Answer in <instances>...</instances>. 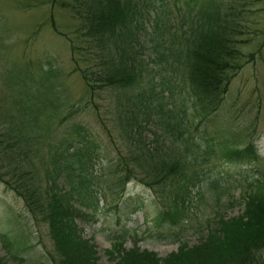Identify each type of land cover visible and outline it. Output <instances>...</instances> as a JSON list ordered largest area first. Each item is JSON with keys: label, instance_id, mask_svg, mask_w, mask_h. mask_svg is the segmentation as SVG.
I'll return each mask as SVG.
<instances>
[{"label": "rangeland", "instance_id": "obj_1", "mask_svg": "<svg viewBox=\"0 0 264 264\" xmlns=\"http://www.w3.org/2000/svg\"><path fill=\"white\" fill-rule=\"evenodd\" d=\"M142 1L140 22L126 46V56L143 74L139 84L90 93L67 39L80 24L68 9L69 0H0V141L7 146L16 134L13 126L21 119L31 121L33 131L26 132V139L38 152L25 164L36 168L42 193L53 186L64 194L72 189L67 174L57 183L49 178L56 174L52 156L55 151L68 156L74 150L65 152L62 142L80 127L88 132L93 152L89 170L76 165L73 171L92 191L88 200L94 204L84 207L76 192L68 204L79 212L76 223L84 245L94 249L90 264H118L123 258L121 264H126L129 255L146 252L163 264L182 244H201L222 219L244 215L249 186L264 174V0ZM208 13L213 24L219 14L234 48L254 60L242 59L244 67L222 106L206 119L194 108L184 62L201 29L208 28L203 27L205 18L210 22ZM83 53L81 49L76 58L85 68ZM92 56L97 65L103 60L101 54ZM177 58L180 63L172 69ZM18 80H28L27 89ZM251 145L257 160L250 155L244 161L231 158L233 151ZM140 154L151 165L185 163V174L197 171L200 180L186 191L180 188L184 179L178 183L174 176L151 186L150 167L135 159ZM9 162L0 150V166ZM255 190L264 195V185ZM177 194L186 200L185 217L177 226L160 224L156 217L173 205ZM58 250L48 224L0 181V260L60 264ZM80 250L66 251L76 263ZM259 257L264 264V249ZM128 261L153 264L132 256Z\"/></svg>", "mask_w": 264, "mask_h": 264}, {"label": "trees", "instance_id": "obj_2", "mask_svg": "<svg viewBox=\"0 0 264 264\" xmlns=\"http://www.w3.org/2000/svg\"><path fill=\"white\" fill-rule=\"evenodd\" d=\"M142 7V0H69L68 9L72 10L75 19L80 24L72 32V38H69V35L66 36L71 45L75 69L80 72L90 93L105 88L126 90L139 84L143 74L137 71L133 57L126 56V46L130 45L135 35L134 29L140 22ZM215 16L213 24L212 14L206 15L210 22H207L205 18L203 27L208 28L201 29L194 41L193 49L189 51L186 62H184L187 67L185 76L190 83L194 108L197 114L206 119L219 111L229 91L231 81L244 67L242 59L247 58L248 62L254 60L253 55L248 58L234 48L235 41L228 35V28L223 26L218 13ZM55 28L57 30V27ZM81 49L84 51L85 68L76 58ZM93 54H101L100 57L103 60L98 65L93 60ZM179 60L181 59L177 58L172 69L177 67ZM181 64L183 65V62ZM27 81H23L25 89L28 86ZM164 123L170 126L169 118H165ZM30 126L31 121L21 119L17 126H13L16 134L7 140L8 145L2 146L3 143L0 141V150L8 160L10 159L6 167L4 166L5 169L0 166V171L4 170L3 173L0 172V181L25 200L27 210L33 216L41 218L48 224L60 250L58 251L61 252L60 264H90L91 258H95L94 249H88L84 245L76 223L79 212L68 204L74 192L81 197L82 202L80 203L84 207L92 208L94 204L93 201L88 200V195L92 191L88 189L86 182L79 179L73 171L76 165L81 170H89L93 152L88 132L80 127L74 132L75 136L66 138L62 142L65 152L70 149L74 150L68 156H61L57 151L52 156L56 174L55 177L49 176V178L53 183H57L60 176L66 173V181L72 188L70 192L57 193L52 186L42 193L41 179L37 178L36 168L25 164V161L32 155L36 156L38 152L26 139V132L33 131ZM33 141H36L35 137ZM76 143L82 146H76ZM247 155L255 160L259 158L255 146L252 145L245 150L233 151L231 158L244 161ZM135 159L140 162L145 160L147 166L150 167L148 172L152 178V182L149 183L151 186L162 184L170 176H174L178 179V183L184 179V184L180 185V188L186 191L190 184L194 182L196 185L200 180L197 171L186 175L187 165L178 160L170 164L164 162L161 165H151L148 156L145 157L143 154ZM7 176L12 178L7 179ZM262 185H264V174L249 186L250 196L246 202L244 215L229 221L222 219L218 223L221 226L210 231L201 244L192 248H187L186 244H182L178 253L169 255L162 263L261 264L259 252L264 249V195H260L255 189H259ZM170 206L162 211L156 220L160 224L171 223L177 226L187 211L184 196L177 194L173 205ZM73 247L81 249L76 263L66 251ZM131 256L136 259H145L146 263H160V259L150 252L144 255H129L124 263L132 264L128 261ZM0 264L7 263L0 260Z\"/></svg>", "mask_w": 264, "mask_h": 264}]
</instances>
